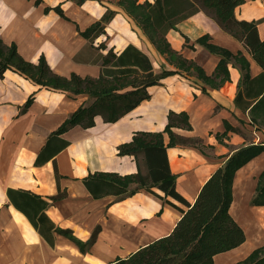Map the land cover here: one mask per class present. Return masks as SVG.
<instances>
[{
  "label": "crops",
  "instance_id": "1",
  "mask_svg": "<svg viewBox=\"0 0 264 264\" xmlns=\"http://www.w3.org/2000/svg\"><path fill=\"white\" fill-rule=\"evenodd\" d=\"M120 1L0 0V37L8 45L15 43L26 60L38 63L45 57L54 72L67 77L75 73L99 78L102 54L110 48L119 53L130 43L150 55L157 72L163 66L175 69V63L159 49L151 35L141 25L130 23L132 18L136 19ZM57 6L63 14L55 9ZM108 9L116 14L104 33L93 40L82 34L101 20ZM119 10L127 11L130 17L125 13L127 19ZM235 15L239 19L258 20L259 34L264 39V0H246L235 8ZM118 16L127 22V29L111 27ZM152 35L157 37L154 32ZM204 36H208L210 44L243 55L252 77L263 71L245 41L223 29L204 10L180 21L165 37L173 50L211 76L221 55L199 42ZM228 69L229 78L219 86H211L186 72L165 76L161 83L149 86L150 98L117 121L107 122L97 115L93 126L85 128L78 124L62 133L60 136L69 144L41 165L36 164V159L51 135L93 97L48 88L7 69L0 78V264H109L168 235L182 216L175 207L145 190L122 199L114 195L95 198L83 179L95 172L137 173L135 157L120 154L119 146L130 142L137 131H164L171 111H186L192 128L173 130L201 139L204 151L176 144L169 146L167 152L171 170L177 176L178 191L194 202L212 173L231 154L251 144L264 145V112L250 110L260 100L264 103V92L249 109L237 106L238 91L245 89L248 82L244 81L237 59H230ZM128 89L131 87L123 91ZM31 96L34 101L22 111ZM169 140L165 132V144ZM56 144L52 141V148ZM263 173L264 150L237 170L229 212L245 230L246 240L216 254L214 264H237L264 244V204H252ZM10 187L29 190L49 200V218L57 227L70 229L84 241L98 229L96 242L88 252H83L72 239L54 232L51 245L10 201ZM59 192L64 195L55 199Z\"/></svg>",
  "mask_w": 264,
  "mask_h": 264
},
{
  "label": "trees",
  "instance_id": "2",
  "mask_svg": "<svg viewBox=\"0 0 264 264\" xmlns=\"http://www.w3.org/2000/svg\"><path fill=\"white\" fill-rule=\"evenodd\" d=\"M78 1L80 3L83 0ZM245 1L156 0L154 3L149 1L138 3L137 0H121L120 3L128 13L135 17L137 23L151 35L159 49L167 53L170 60L175 63V69L163 66L161 72L154 69L153 61L147 52L130 43L119 53L110 48L107 54H102L99 78L81 77L75 73L70 77L62 76L53 71L45 57H41L38 63L30 62L21 56L15 43L8 45L0 37V78L7 69H12L42 86L68 91L71 94L88 93L93 97L87 103H83L51 135L46 146L39 153L36 164H44L69 144L68 140L60 136L62 133L78 124L85 128L93 126L97 115L102 116L107 122L117 121L140 102L150 98L149 86L161 83V79L167 75L186 72L211 86L221 85L229 78L228 63L231 58L240 62L244 81L248 82L245 89L238 91L235 102L244 110L249 109L264 92V39L259 34L258 20L250 21L236 17L235 8ZM55 9L63 14L59 6ZM200 10L215 18L227 32L245 41L263 68L258 76L252 77L249 74V64L243 55H234L226 48L210 44L208 36L201 37L199 42L221 55L216 70L211 76L194 61L184 58L171 48L165 37L167 32L175 28L180 21ZM115 14L114 10L108 9L101 20L82 34L92 40L100 36ZM152 32L157 34L156 38ZM126 87L131 89L123 91ZM33 101L34 96H31L22 111H25ZM250 110L264 112V103L260 100ZM174 127L192 128L186 111H171L164 131H137L130 142L119 146L120 154H130L135 157L139 168L137 173L120 175L112 172H95L83 179L95 198L114 195L117 199H122L137 191L145 190L182 213L168 235L140 247L126 257H118L109 264H214L216 254L233 249L246 240L245 230L229 212L233 201V181L237 170L264 150V145L251 144L236 150L212 173L196 200L190 202L177 189V176L171 170L167 151L169 146L176 144L192 146L204 151V145L201 139L177 134L173 130ZM165 132L170 137L168 144L164 141ZM52 141L58 143L55 148H52ZM7 194L10 201L26 214L51 245L54 244V232L72 239L83 252H88L96 242L98 229L87 241H84L75 236L70 229L57 227L46 213L51 203L42 196L29 190L11 187L8 188ZM63 195L59 192L55 199ZM252 204H264V173L260 177ZM237 264H264V244Z\"/></svg>",
  "mask_w": 264,
  "mask_h": 264
},
{
  "label": "bare ground",
  "instance_id": "3",
  "mask_svg": "<svg viewBox=\"0 0 264 264\" xmlns=\"http://www.w3.org/2000/svg\"><path fill=\"white\" fill-rule=\"evenodd\" d=\"M122 19L123 18L121 16L116 17L115 20H114V22L112 23V26L111 27L118 28L120 30L127 29L128 24H127L126 21L124 22Z\"/></svg>",
  "mask_w": 264,
  "mask_h": 264
},
{
  "label": "rangeland",
  "instance_id": "4",
  "mask_svg": "<svg viewBox=\"0 0 264 264\" xmlns=\"http://www.w3.org/2000/svg\"><path fill=\"white\" fill-rule=\"evenodd\" d=\"M126 9V8H125ZM123 10V9H122ZM122 10H119L120 12H122L123 13V15H125V13L127 14V11L125 12H123ZM128 15V14H127ZM126 16V15H125ZM129 16V15H128ZM130 17V16H129ZM126 18L128 19V17L126 16ZM132 18V17H131ZM137 21L136 20H134L133 18L130 20V23L132 24V25H137L138 26V24L139 23H136ZM174 60H176L175 58H174Z\"/></svg>",
  "mask_w": 264,
  "mask_h": 264
}]
</instances>
